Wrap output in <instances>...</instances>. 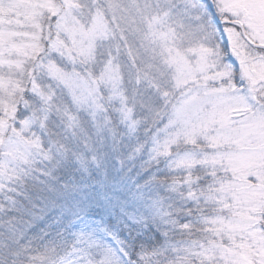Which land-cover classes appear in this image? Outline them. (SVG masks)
<instances>
[{"label":"rangeland","instance_id":"374dc122","mask_svg":"<svg viewBox=\"0 0 264 264\" xmlns=\"http://www.w3.org/2000/svg\"><path fill=\"white\" fill-rule=\"evenodd\" d=\"M213 3L264 44V0ZM0 146V178L35 146L108 147L99 160L117 178L134 161L155 168L202 232L188 264H264V52L205 0H0ZM73 225L55 264H130L106 221Z\"/></svg>","mask_w":264,"mask_h":264},{"label":"trees","instance_id":"16d2710c","mask_svg":"<svg viewBox=\"0 0 264 264\" xmlns=\"http://www.w3.org/2000/svg\"><path fill=\"white\" fill-rule=\"evenodd\" d=\"M27 95L24 92L23 99ZM26 115L18 102L15 127ZM74 147L35 146L28 162L0 178V264H55L73 249V223L80 218L106 221L130 264H181V260L188 264L182 253L196 244L202 232L194 217L181 209L177 212V199L167 197L165 181L172 179L149 177L156 169L139 161L123 166L131 177L117 178L113 160H99L107 153L113 155L108 147ZM52 149L56 156L50 154ZM2 161L0 146V177ZM134 198H139L141 209L119 207Z\"/></svg>","mask_w":264,"mask_h":264},{"label":"flooded vegetation","instance_id":"af4514ba","mask_svg":"<svg viewBox=\"0 0 264 264\" xmlns=\"http://www.w3.org/2000/svg\"><path fill=\"white\" fill-rule=\"evenodd\" d=\"M228 20L231 21V22H235V21H237V20H235V19H231V18H229ZM241 27H242V29L239 28V33H240V35H241V32H242L241 30H243V32L246 33V30H245L244 25L241 24ZM229 28H231V26H230ZM226 33H227V32H226ZM242 40H243L247 45H249L250 47H252L254 50L259 51L261 54H263V52H264V44H263V43L254 42V41H252V40H251V43H249V42H248L243 36H242ZM254 45H258V46H254ZM226 47H227L226 50H227V52L229 53V55H228V60H229L230 62H234V58H233V56H231V53H232V49H233V47H231V46H226ZM239 55H240V57L242 58V61H244V60L247 58V55H246L245 52L239 51ZM234 63H235V62H234ZM250 72H251V74H252L254 71H253V70H250ZM260 81H261V78H257V79L255 80V84H258Z\"/></svg>","mask_w":264,"mask_h":264},{"label":"water","instance_id":"95a60500","mask_svg":"<svg viewBox=\"0 0 264 264\" xmlns=\"http://www.w3.org/2000/svg\"><path fill=\"white\" fill-rule=\"evenodd\" d=\"M207 3H208V6H209V9H210V12H211V15H212V18L214 20V22L216 24H225V23H233V22H230V21H227V20H223V19H219L216 15V11H215V8H214V4H213V0H207ZM236 24V23H235ZM241 27V26H240ZM242 28V27H241ZM242 36H244V38L249 42L251 43L244 35V33L242 32Z\"/></svg>","mask_w":264,"mask_h":264}]
</instances>
